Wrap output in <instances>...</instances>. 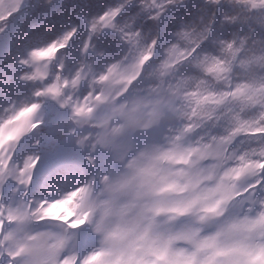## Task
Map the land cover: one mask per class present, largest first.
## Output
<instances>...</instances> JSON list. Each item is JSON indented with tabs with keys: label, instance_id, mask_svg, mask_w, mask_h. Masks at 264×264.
Masks as SVG:
<instances>
[{
	"label": "snow or ice",
	"instance_id": "snow-or-ice-1",
	"mask_svg": "<svg viewBox=\"0 0 264 264\" xmlns=\"http://www.w3.org/2000/svg\"><path fill=\"white\" fill-rule=\"evenodd\" d=\"M0 264H264V0H0Z\"/></svg>",
	"mask_w": 264,
	"mask_h": 264
}]
</instances>
